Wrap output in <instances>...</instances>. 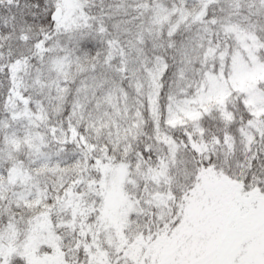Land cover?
I'll return each mask as SVG.
<instances>
[{
  "label": "snow or ice",
  "instance_id": "1",
  "mask_svg": "<svg viewBox=\"0 0 264 264\" xmlns=\"http://www.w3.org/2000/svg\"><path fill=\"white\" fill-rule=\"evenodd\" d=\"M0 264H264V0H0Z\"/></svg>",
  "mask_w": 264,
  "mask_h": 264
}]
</instances>
